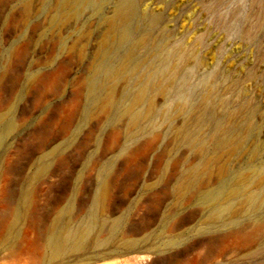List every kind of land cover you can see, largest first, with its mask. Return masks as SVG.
<instances>
[{"label":"rangeland","instance_id":"obj_1","mask_svg":"<svg viewBox=\"0 0 264 264\" xmlns=\"http://www.w3.org/2000/svg\"><path fill=\"white\" fill-rule=\"evenodd\" d=\"M120 1L73 0L75 14L62 22L68 7L60 0H0V113L11 111L15 128L0 146V225L35 160L61 145L33 183L14 243L7 248L0 240V264H34L29 257L38 251L36 263L47 264L42 258L47 227L63 214L71 226L85 218L106 162L101 237L111 220L123 217V237L138 239L140 247L135 252L89 247L59 264H264V203L253 211L234 205L223 225L207 219L208 208L198 201L206 192L221 200L236 172H243L247 190L261 186L254 185L248 168L264 165V0H133L131 40L115 45L107 62L115 67L135 37L149 38L136 58L153 82L148 97L154 106L133 126L121 111L138 81L116 82L117 103L107 112L99 109L102 89L90 97L104 19ZM153 17L159 18L154 27ZM207 76L211 97L204 107L221 122L218 132L180 108V95ZM139 108L144 104L136 112ZM239 130L241 144L219 153L199 189L184 193L177 207L172 184L200 156L184 134L212 150L216 139Z\"/></svg>","mask_w":264,"mask_h":264},{"label":"bare ground","instance_id":"obj_2","mask_svg":"<svg viewBox=\"0 0 264 264\" xmlns=\"http://www.w3.org/2000/svg\"><path fill=\"white\" fill-rule=\"evenodd\" d=\"M72 1L73 0H60L59 5L61 7H68L62 14L60 21L64 22L74 16L75 12L71 7ZM84 1L85 0H79L78 4L81 5ZM27 7V5L24 7L25 13L28 11ZM134 17L135 2L133 0H122L115 6L112 14L104 19L105 30L98 41V62L91 70L90 87V94H93L95 90L102 89L103 95L98 99L99 109L102 112H107L110 108L115 107L117 103L115 102V83L118 81H129L131 78L138 81L139 88L133 93L129 102L121 111L122 116L125 115L124 117H128V125L130 126L136 125L140 122V119L149 116L154 106V100L151 96L148 97V88L152 86L151 83L153 82L149 80L148 74L140 72V60L137 59L138 57L136 56V51L139 48L145 47L148 44L149 38L146 34L135 37L133 42L131 41V45L129 47L127 46L128 48L124 53L117 57V65H115V67H110L107 62L113 59L112 50L115 48V45L119 43L123 44L131 40L135 28L133 26ZM158 21V17H153L149 25L152 27L157 26ZM189 57L190 56L187 55L185 60ZM164 69L165 71L167 70V68ZM163 71L164 70H162V72ZM162 72L159 71V73ZM147 78L148 82H146ZM207 82L208 76L199 79L192 90H185L182 96L180 95V108L183 110L185 109L184 111L187 112L194 111L196 115L198 114L196 117H198L200 123H207L212 127L213 131L218 132L221 129V122L214 117L211 111H208L204 107L206 105L205 102L208 101L207 99L211 97L209 89L206 86ZM161 89L159 86L155 91L160 94L162 93ZM90 97L93 99L94 94L90 95ZM142 103L144 104V108L142 110L139 108L141 111L136 112L135 109ZM247 114L249 115L250 113ZM250 125V118H247V128ZM14 129L12 112L0 113V146L4 144ZM180 133H182V131ZM184 135L191 149L200 156L199 162L189 167L186 173L179 176L172 184L171 194L177 207L182 204V196L184 193L195 192L199 189L203 178L210 174L212 164L217 159L218 154L229 153L235 150L243 140V131H230L222 138L216 139L213 142V149L208 150V146L204 141L196 137L187 136V134ZM183 138L185 139V137ZM60 151L61 145H55L46 152V154L35 160L31 175L23 181L20 191L18 192L16 204L10 209L8 215L6 217L4 216L5 219L2 221V225H0V240L5 247L8 248L17 238L19 224L24 218L29 202L31 201L33 183L47 171L49 159L58 155ZM109 166L110 163L106 162L98 172L95 193L84 219L71 226L69 219L63 217L65 216L64 214L62 216L55 215L56 217L53 218L49 227H47L48 229L45 234V249L42 255L45 263L59 264L67 255L84 253L89 247L99 249L114 245L124 252H135L139 249L138 239L123 237V217L111 220L107 236L101 237V226L104 224L102 218V201L107 190L108 173L110 171ZM248 171L254 173V185L261 183L259 188L247 190L245 186L247 180L243 172H236L228 179L221 200L217 201L216 196L218 193L216 192L200 194L198 200L200 205L208 208L207 219L219 220L220 223L224 225L227 221V216L237 209L234 210V205L236 207L245 208L248 211H253L257 206L264 203V165L248 168ZM67 211L68 210H66L65 213H67ZM262 214L263 219L260 222L264 223V212H262ZM167 216L168 214L164 213L162 215V221H165ZM40 253L42 252L38 251V254ZM38 254L31 253L29 257L32 261L34 260V264L37 261L36 257ZM19 255H17L19 258L18 261H21L22 257H19Z\"/></svg>","mask_w":264,"mask_h":264}]
</instances>
